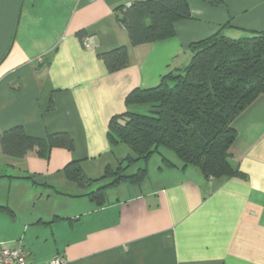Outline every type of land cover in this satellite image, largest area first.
I'll use <instances>...</instances> for the list:
<instances>
[{
    "label": "crops",
    "instance_id": "crops-1",
    "mask_svg": "<svg viewBox=\"0 0 264 264\" xmlns=\"http://www.w3.org/2000/svg\"><path fill=\"white\" fill-rule=\"evenodd\" d=\"M136 1H21L0 61V135L15 126L35 138L65 132L74 147L44 158L36 148L22 158L0 148V207L12 212L0 209V245L21 246L30 264H264V95L232 122L239 177L206 179L157 159L152 174L147 163L145 179L107 189L98 207L63 176L72 161L89 179L117 166L128 151H111L109 120L132 90L185 67L193 43L264 31V0H187L191 17L175 22L172 37L132 46L120 20ZM121 46L129 64L108 72L101 55Z\"/></svg>",
    "mask_w": 264,
    "mask_h": 264
},
{
    "label": "trees",
    "instance_id": "trees-1",
    "mask_svg": "<svg viewBox=\"0 0 264 264\" xmlns=\"http://www.w3.org/2000/svg\"><path fill=\"white\" fill-rule=\"evenodd\" d=\"M190 17L187 0H142L122 9L120 21L130 44L138 46L172 37L175 22ZM190 51L191 59L185 67L161 75L154 86L132 90L125 98V112L109 120L111 151L119 145L128 148L116 167L107 165L98 179L87 178L76 161L63 169L67 180L79 188L87 190L98 184L82 194L96 206L105 205L107 189L123 182L139 184L145 179L147 163L154 154H159L162 167H194L206 179L241 176L232 166L229 153L236 138L232 122L257 96L264 95V31L238 39L218 31L193 43ZM101 59L108 72L129 64L124 46L103 53ZM137 106H145V112H135ZM73 147V140L65 132L35 138L15 126L0 135L1 152L11 158H22L35 148L44 158L52 148L72 151ZM163 149L171 151L175 160ZM132 167L134 171L128 173ZM0 209L12 214L7 207Z\"/></svg>",
    "mask_w": 264,
    "mask_h": 264
},
{
    "label": "water",
    "instance_id": "water-1",
    "mask_svg": "<svg viewBox=\"0 0 264 264\" xmlns=\"http://www.w3.org/2000/svg\"><path fill=\"white\" fill-rule=\"evenodd\" d=\"M22 0H0V61L8 51Z\"/></svg>",
    "mask_w": 264,
    "mask_h": 264
},
{
    "label": "built area",
    "instance_id": "built-area-1",
    "mask_svg": "<svg viewBox=\"0 0 264 264\" xmlns=\"http://www.w3.org/2000/svg\"><path fill=\"white\" fill-rule=\"evenodd\" d=\"M91 2L96 0H89ZM92 43L91 38H87L83 43L85 48H90ZM64 262L63 259H53L49 264H62ZM0 264H30L27 260L26 254L23 249L19 245L7 246L0 245Z\"/></svg>",
    "mask_w": 264,
    "mask_h": 264
},
{
    "label": "rangeland",
    "instance_id": "rangeland-1",
    "mask_svg": "<svg viewBox=\"0 0 264 264\" xmlns=\"http://www.w3.org/2000/svg\"><path fill=\"white\" fill-rule=\"evenodd\" d=\"M134 109V111L135 112H138V113H144L145 112V106H137V107H135V108H133ZM120 148H125L127 151H128V148L126 147V146H124V145H121L120 146ZM164 150V152H167V154L170 156H173L172 155V153H171V151H168L167 149H163ZM119 153H121L120 152V149H117L116 150V154H119ZM117 156V155H116ZM173 158H174V156H173ZM157 159H160V156H159V154H154L150 159H149V161H148V167H149V171H150V173L152 174V172H153V170L156 168V166H157V164H155V162H154V160H157ZM174 160H175V158H174ZM134 167H132V168H130L129 169V171H128V173L129 172H132V171H134ZM63 176H65L64 174H63ZM63 178V177H62ZM98 186V184L96 185H92L90 188H88L87 189V191H89V190H91V189H95L96 187ZM112 192L114 191L115 192V189H113V190H111ZM110 191V192H111ZM106 192H108V190H106ZM58 198H60V199H58ZM62 198H64V197H60V196H57V199H56V202H55V206L56 207H58V206H60L61 205V200H62ZM57 200H59V201H57Z\"/></svg>",
    "mask_w": 264,
    "mask_h": 264
}]
</instances>
